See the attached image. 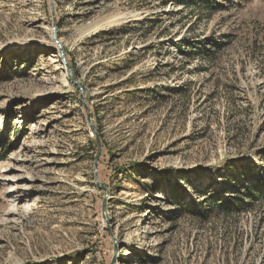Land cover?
Segmentation results:
<instances>
[{"label":"rangeland","instance_id":"374dc122","mask_svg":"<svg viewBox=\"0 0 264 264\" xmlns=\"http://www.w3.org/2000/svg\"><path fill=\"white\" fill-rule=\"evenodd\" d=\"M178 1L0 0V264H264V0Z\"/></svg>","mask_w":264,"mask_h":264},{"label":"trees","instance_id":"16d2710c","mask_svg":"<svg viewBox=\"0 0 264 264\" xmlns=\"http://www.w3.org/2000/svg\"><path fill=\"white\" fill-rule=\"evenodd\" d=\"M180 4L186 5L188 2L185 0L178 1ZM201 2V3H200ZM205 5L202 3V1H197L196 3H191L189 5L190 12H195L199 8H203ZM190 51H185L184 56H190ZM208 63L210 65L214 64L215 60L212 57H208ZM197 70L199 68L197 67ZM200 71V70H199ZM217 85H220V82H217ZM230 107H236L238 101L234 99L233 97L229 98L228 101ZM257 176L254 177L255 183L249 184L247 186L242 185L241 191L238 194V198L240 200L233 202H224L223 200L214 201L211 197H206L204 200L209 204L210 209H208L209 212L207 214H211L212 212L218 211L219 213H222L224 215H229L234 212L236 213H243L246 212L248 207L255 205V203H259L261 205H264V175L261 173H257ZM235 188V187H234ZM233 189V188H232ZM234 198V197H232ZM196 208V206L194 207ZM192 213H195V210L190 211Z\"/></svg>","mask_w":264,"mask_h":264},{"label":"water","instance_id":"95a60500","mask_svg":"<svg viewBox=\"0 0 264 264\" xmlns=\"http://www.w3.org/2000/svg\"><path fill=\"white\" fill-rule=\"evenodd\" d=\"M55 30H56V27H54V31H53L52 34H53L54 40L58 43V46H59L60 59H61V61H63L64 64L66 65V68H67V70H68V74H69V76H70V78H71V81H72L74 84L78 85V86L83 90V87L80 85V83H79L78 81L75 80V78H74V76H73V69L70 67L69 64H67L66 56H65V54H64V51H63L62 45H61V44L58 42V40H57V36H56V32H55ZM99 148H100V145H99Z\"/></svg>","mask_w":264,"mask_h":264},{"label":"bare ground","instance_id":"6f19581e","mask_svg":"<svg viewBox=\"0 0 264 264\" xmlns=\"http://www.w3.org/2000/svg\"><path fill=\"white\" fill-rule=\"evenodd\" d=\"M56 36H57V33H56ZM61 44V43H60ZM63 48V47H62Z\"/></svg>","mask_w":264,"mask_h":264}]
</instances>
